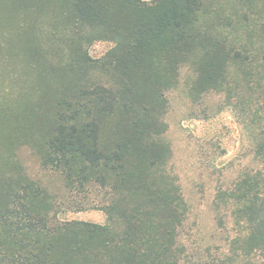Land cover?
I'll list each match as a JSON object with an SVG mask.
<instances>
[{
    "label": "trees",
    "instance_id": "1",
    "mask_svg": "<svg viewBox=\"0 0 264 264\" xmlns=\"http://www.w3.org/2000/svg\"><path fill=\"white\" fill-rule=\"evenodd\" d=\"M58 4L10 7L16 51L46 88L0 112V264L180 263L188 205L161 119L184 67L194 75L189 97L223 95L251 143L250 164L216 196L237 227L223 264H264V0ZM42 14L52 29L33 20ZM98 41L113 46L94 59ZM22 140L70 192L87 200L96 191L107 223L60 220L57 199L14 153Z\"/></svg>",
    "mask_w": 264,
    "mask_h": 264
},
{
    "label": "rangeland",
    "instance_id": "2",
    "mask_svg": "<svg viewBox=\"0 0 264 264\" xmlns=\"http://www.w3.org/2000/svg\"><path fill=\"white\" fill-rule=\"evenodd\" d=\"M13 1L0 0L1 113L9 112L12 106L20 108L23 103L37 102L40 95L34 87L46 88L41 75L38 80L31 79L24 56L22 58L16 51L12 35L16 32V20L11 14ZM63 1L59 0V4ZM42 5H51L47 8L49 12L56 8L52 1H44ZM38 19L33 18L40 27L52 29L51 21L45 15L42 14ZM19 20H24V17L19 16ZM8 21L14 28L10 27ZM9 34L10 38L6 37ZM112 46V43L106 41L95 42L89 48L90 55L100 59ZM16 75L17 79L14 80ZM193 78V72L184 67L178 87L165 94V113L161 119L167 127L164 139L172 152L169 172L178 177L182 195L188 205V214L180 230L183 255L179 264H223L237 227L230 210L216 207V196L221 189L236 181L241 167L250 164L251 143L231 108L224 105L223 95L211 92L199 101L189 97L188 90ZM20 144L14 150L17 159L26 175L57 199L60 204V220L107 223L105 213L95 208L99 197L96 191L90 199L82 200L77 192H70L61 175L42 168L40 155L29 142L22 140ZM233 262L255 263L251 260Z\"/></svg>",
    "mask_w": 264,
    "mask_h": 264
}]
</instances>
